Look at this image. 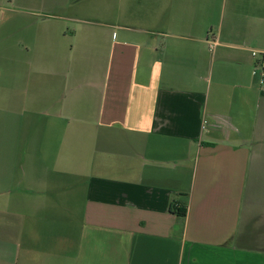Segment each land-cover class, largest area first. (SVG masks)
<instances>
[{
  "label": "crops",
  "instance_id": "obj_1",
  "mask_svg": "<svg viewBox=\"0 0 264 264\" xmlns=\"http://www.w3.org/2000/svg\"><path fill=\"white\" fill-rule=\"evenodd\" d=\"M251 49L264 0H0V264H264Z\"/></svg>",
  "mask_w": 264,
  "mask_h": 264
},
{
  "label": "built area",
  "instance_id": "obj_2",
  "mask_svg": "<svg viewBox=\"0 0 264 264\" xmlns=\"http://www.w3.org/2000/svg\"><path fill=\"white\" fill-rule=\"evenodd\" d=\"M209 42V47L213 48V45L215 43V40L210 39ZM251 55L252 57L255 59V64H256V68L259 69V89L261 92L264 93V50H258V49H251ZM203 127H208V126H212V125H216L214 123L208 122V121H203Z\"/></svg>",
  "mask_w": 264,
  "mask_h": 264
},
{
  "label": "trees",
  "instance_id": "obj_3",
  "mask_svg": "<svg viewBox=\"0 0 264 264\" xmlns=\"http://www.w3.org/2000/svg\"><path fill=\"white\" fill-rule=\"evenodd\" d=\"M168 211L179 218H183L186 215V206L177 205L175 202H171Z\"/></svg>",
  "mask_w": 264,
  "mask_h": 264
},
{
  "label": "rangeland",
  "instance_id": "obj_4",
  "mask_svg": "<svg viewBox=\"0 0 264 264\" xmlns=\"http://www.w3.org/2000/svg\"><path fill=\"white\" fill-rule=\"evenodd\" d=\"M83 103H87V102L84 101Z\"/></svg>",
  "mask_w": 264,
  "mask_h": 264
}]
</instances>
